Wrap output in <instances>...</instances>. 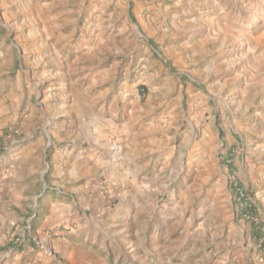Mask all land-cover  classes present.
<instances>
[{"label":"rangeland","instance_id":"374dc122","mask_svg":"<svg viewBox=\"0 0 264 264\" xmlns=\"http://www.w3.org/2000/svg\"><path fill=\"white\" fill-rule=\"evenodd\" d=\"M181 87L192 90L189 103ZM87 103L112 104L121 115L132 104L152 112L145 126L165 146L153 156L156 165L132 169L131 178L165 213L154 221L146 208L136 220L128 212L121 222L109 220L108 236L96 229L86 239L34 235L43 250L59 264L264 260L256 228L238 216L231 184L233 167L264 222V0H0V131L9 112L8 132L22 137L26 116L40 111L37 133L44 127L46 142L54 121L73 135L88 116ZM174 148L181 153L169 176L161 167ZM47 164L50 178L56 164L51 170ZM103 185L91 190L95 200L106 196ZM116 196L105 201L114 207ZM24 237L18 222L0 228L2 248Z\"/></svg>","mask_w":264,"mask_h":264},{"label":"crops","instance_id":"0c3cea01","mask_svg":"<svg viewBox=\"0 0 264 264\" xmlns=\"http://www.w3.org/2000/svg\"><path fill=\"white\" fill-rule=\"evenodd\" d=\"M188 89H180L181 97L187 103L192 96V90ZM79 103L82 102H76ZM87 104L90 111L86 112L88 116L78 118L80 128L72 135L69 129H59V122L54 121L49 142H46L48 133L44 127L37 133V125L41 124L42 118L40 111H32L26 116L28 125L18 132V135L23 133V136L18 138L8 132L12 120L10 113L3 115L7 128L3 132L0 131V228L7 221L12 225L18 222L27 229L28 239L25 240L24 237L25 243L21 245L9 244L3 248L0 246V264H59L54 255L43 250L36 242L34 235L47 236L53 232L71 239L84 235L86 239L89 233L96 229L108 236L109 228L105 229V225L109 220L121 222L128 212L136 220L146 208V213L151 212L156 221L164 212L162 206H154L151 194L138 192L137 185L132 183L131 178L132 169L141 171L156 165L153 156L161 154L165 146L162 144L163 140L159 139V136H152V131L145 126L148 123L146 118L152 112L142 106L137 111V104H132V107L125 109L126 113L121 115L120 110L112 111V104ZM94 105H98V110L92 111ZM163 105L165 104H159L158 107ZM118 114L122 116L121 120ZM183 120L190 123L187 115L183 116ZM114 141L123 146L121 162H115L111 158L109 145ZM190 142L191 138L184 142V149ZM77 144L83 145L78 147ZM179 153L181 152L175 148L170 151L165 157L166 161H163L161 171H167L170 176L175 168L176 158H180ZM52 157L55 158L54 161ZM63 157L67 158L60 163ZM53 162L56 164L54 168ZM46 163L48 168L51 170L52 167L54 171L50 178L48 175V181L45 179L48 172L43 170ZM63 163H69V167L62 169L57 165ZM174 180L175 178L170 179L169 184ZM98 183L104 184L102 188L105 186V195L108 198L117 194L116 197L120 200L114 207L108 198L105 201L106 196H102V200L94 199L95 193L91 190ZM161 185L166 188L168 186ZM124 187L126 188L123 189ZM156 189L158 191L159 187ZM140 198L144 199L143 204L138 202ZM81 201L90 204L92 210L89 213L85 211V207L81 208ZM180 202L181 200L177 204ZM120 206H124L127 211L123 212ZM140 206L142 208L139 212ZM134 207L138 209L133 210ZM95 215L99 216L97 220ZM98 219L101 222L97 223ZM165 226L163 223V227ZM255 260L256 264H264L260 255H257Z\"/></svg>","mask_w":264,"mask_h":264},{"label":"built area","instance_id":"2783aa9c","mask_svg":"<svg viewBox=\"0 0 264 264\" xmlns=\"http://www.w3.org/2000/svg\"><path fill=\"white\" fill-rule=\"evenodd\" d=\"M109 151L113 161L121 162L123 156V146L121 143L115 141L110 143ZM235 153V150H232L227 154V163L229 166L234 162ZM231 170L233 172L231 184L235 194L237 210L240 212L242 220L250 222L260 232L257 247L264 258V222L259 220L254 198L248 192L244 182L236 174L235 170H233V167Z\"/></svg>","mask_w":264,"mask_h":264},{"label":"trees","instance_id":"16d2710c","mask_svg":"<svg viewBox=\"0 0 264 264\" xmlns=\"http://www.w3.org/2000/svg\"><path fill=\"white\" fill-rule=\"evenodd\" d=\"M48 159H49V152H48ZM226 162H227V157H226ZM45 179L48 181L49 180V178H48V174H46L45 175ZM238 216H239V218L240 219H242L241 218V214H240V212L238 211ZM257 216H258V218H259V215H258V213H257ZM259 220H260V218H259ZM261 221V220H260ZM248 222V221H247ZM250 223V222H249ZM251 224V223H250ZM252 225V224H251ZM253 226V225H252ZM253 227H255V226H253ZM254 231H255V235H256V242L258 241V238H259V235H260V232L257 230V229H254Z\"/></svg>","mask_w":264,"mask_h":264}]
</instances>
